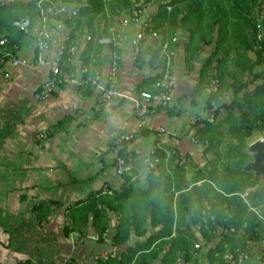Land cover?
<instances>
[{
	"label": "trees",
	"instance_id": "1",
	"mask_svg": "<svg viewBox=\"0 0 264 264\" xmlns=\"http://www.w3.org/2000/svg\"><path fill=\"white\" fill-rule=\"evenodd\" d=\"M38 1L0 3V41L5 39L0 51L15 53L13 46H19L26 32L14 22L28 17L33 23ZM66 1L78 4L76 16L63 20L70 29L65 43L71 45L85 33L91 37L106 34L108 26L115 22L114 17L129 13L135 3L147 5L158 0ZM167 4L170 10L163 4L157 6L147 32L157 31L168 38L180 32L186 34L182 42L185 71H192L194 60L210 48L199 66L191 100L213 80L217 90L205 102L221 99L226 91L230 97L218 105L217 121L202 120L201 127L192 125L198 141H207L203 153L213 154L202 165L177 149L155 145L148 157L156 161L147 172L145 185L126 175L119 188H98L65 208L70 221L62 228L64 237L72 232L86 235L90 223L102 240L109 217L115 216L112 245L136 239L107 264H153L156 260L159 264H175L179 254L190 258L198 239L213 240L217 225L227 231L209 248V261L222 264L224 253L246 249L247 240H258L264 233V178L243 170L252 160L247 139L255 131H264V35L260 40L256 37L254 14L260 5L264 7V0H169ZM103 49L89 40L80 54L82 63L99 65ZM146 55L155 60L157 67L159 52L148 45L138 53L134 64L143 65ZM3 60L6 57L0 52V66ZM66 66L71 68L69 63ZM159 78L156 74L142 79L138 90L154 91ZM69 119L70 116H64L48 127L46 136L61 130ZM246 191L244 200L241 194ZM204 202L211 211H206ZM58 204L44 198L32 204L30 213L39 227ZM196 224L200 225L197 231ZM42 235L40 231L38 241L46 243ZM50 244L56 245L54 238ZM20 264L48 263L26 259ZM64 264L77 261L68 258Z\"/></svg>",
	"mask_w": 264,
	"mask_h": 264
},
{
	"label": "crops",
	"instance_id": "2",
	"mask_svg": "<svg viewBox=\"0 0 264 264\" xmlns=\"http://www.w3.org/2000/svg\"><path fill=\"white\" fill-rule=\"evenodd\" d=\"M35 27L34 23L32 30ZM30 33L28 47L24 49L20 41L16 55L33 57ZM179 36L172 67L171 106L153 108L143 120L139 136L123 146L122 156L131 164L134 178L144 184L147 175L144 160L155 145L177 149L195 163L203 154V146L191 141L195 132L192 120L203 115L207 98L205 89L196 104L191 101L203 56L197 58L196 64L194 60L193 70L187 73L182 44L186 34L180 32ZM118 50L121 58L117 85L123 96L106 103H98L89 88L67 83H61L50 96L35 100L34 92L43 81L44 68L14 69L11 78L0 83V264H20L26 259L51 264L54 258L55 264H63L68 258L89 264L95 255L112 248H116L118 255L136 241L132 238L122 245H112L115 216L108 221L107 236L111 242L92 239L90 236L97 232L90 223L86 235L62 234L63 226L70 221L66 207L98 188L117 189L123 182L115 171L110 138L114 130H128L137 124L128 97L138 92L142 79L156 74L155 60L149 55L138 67L129 44ZM101 63L106 67L105 52ZM64 116H70L64 127L46 136L48 127ZM157 126L165 127L167 134L159 135ZM41 198L59 204L53 206L48 220L39 227L30 208ZM40 231L46 243L53 238L56 241L44 256L40 254ZM208 250L209 247L198 251V264H210ZM246 264L256 262L250 259Z\"/></svg>",
	"mask_w": 264,
	"mask_h": 264
},
{
	"label": "built area",
	"instance_id": "3",
	"mask_svg": "<svg viewBox=\"0 0 264 264\" xmlns=\"http://www.w3.org/2000/svg\"><path fill=\"white\" fill-rule=\"evenodd\" d=\"M12 1L14 0H0V3ZM168 2L169 0H158L147 5L137 2L131 7L129 13L114 17L115 22L108 26L106 34L102 33L98 37H91L90 34L85 33L79 41L67 45L65 41L68 39L70 29L64 24L63 20L76 16L78 4L69 3L66 0H39L37 3L38 13L33 23L28 17L14 22V25L24 32L29 33L32 31L33 57L16 55L19 49L17 45L13 46L15 53L10 50L0 51L6 57V60L1 61L0 83L9 80L14 69L20 67L44 68L46 71L45 76L34 92L35 100H42L50 96L61 83H67L76 88H89L95 93L98 103H106L123 96L117 85L121 58L117 50L123 44H129L133 51V60L136 59L138 53L146 45L153 50H157L159 61L155 73L160 78L154 84L155 90H138L133 96L128 97L137 124L128 130H114L110 138V151L114 154L117 175L121 177L127 175L133 180L132 166L120 154L121 148L139 136L142 122L153 108L165 109L171 106L173 102L172 67L181 38L179 34L168 38L157 31L147 32L157 6L163 4L166 5L167 10H170ZM254 14L256 16V37L260 40L264 35V7L260 5L255 9ZM34 23L36 27L32 30ZM89 40L95 41L104 47L102 54L105 52L107 56L106 67H103L102 63L97 66L82 63L80 54ZM4 42L5 39H2L0 44ZM67 63L71 65V68L66 66ZM216 90L217 82L213 80L207 88V98L210 93ZM218 103V100L213 98H210L209 102H205L203 115L195 117L192 124L201 127L202 120L215 122L217 120ZM156 131L159 135L167 134V130L163 126H157ZM191 141L202 146L207 144V141L199 142L194 132L191 134ZM152 151L153 148L150 152ZM184 160L185 158H182V162ZM155 161H152L147 155L144 160L147 172L154 166ZM217 191L221 192L220 190ZM246 195L247 191L241 194V197L245 200ZM204 205L206 211H211L207 202H204ZM199 228L200 225L196 224L195 231ZM226 231L224 227L217 225L213 240L198 239L194 242L190 258L185 259L182 254H179L175 258V264H198L196 261L198 251L202 248L214 247L222 233ZM230 231L233 232L234 228L231 227ZM90 237L96 241L99 240L97 233ZM101 238L103 241L111 242L107 236V230L103 232ZM117 252L116 248H112L110 251L95 255L93 262L89 264H107L108 260L116 256ZM250 259H253L256 264H264V233L258 240H247L246 249L224 253L222 264H246ZM77 264L86 263L78 261Z\"/></svg>",
	"mask_w": 264,
	"mask_h": 264
},
{
	"label": "water",
	"instance_id": "4",
	"mask_svg": "<svg viewBox=\"0 0 264 264\" xmlns=\"http://www.w3.org/2000/svg\"><path fill=\"white\" fill-rule=\"evenodd\" d=\"M247 151L252 160L243 167V170L253 172L255 177L264 176V136L249 144Z\"/></svg>",
	"mask_w": 264,
	"mask_h": 264
},
{
	"label": "rangeland",
	"instance_id": "5",
	"mask_svg": "<svg viewBox=\"0 0 264 264\" xmlns=\"http://www.w3.org/2000/svg\"><path fill=\"white\" fill-rule=\"evenodd\" d=\"M30 40H31V33L29 32V33H26V35L24 36V38L23 39H21V43H22V46H23V48L24 49H26L27 47H28V44L30 43ZM209 47H207L202 53H201V55L203 56V58H204V55H206L208 52H209ZM204 53V54H203ZM201 55H200V57H201ZM202 58V59H203ZM197 60H199V59H196V61H195V64H196V62H197ZM187 72V71H186ZM187 73H189V72H187ZM206 90H207V88H206ZM205 91V90H204ZM204 91L200 94V95H198V96H196L195 97V99L192 101V104H196L198 101H197V99L204 93ZM230 97V92L228 91H226L224 94H223V96H222V98L221 99H219L218 100V104H220V103H222V102H224L225 100H228V98ZM173 110V109H172ZM219 119V115L217 114V120ZM216 120V121H217ZM192 128H195V127H193V126H191ZM191 128V129H192ZM262 136H264V131H255L254 133H253V135L249 138V139H247V141H246V145L248 146L249 144H251L252 142H254L255 140H257L258 138H260V137H262ZM183 156H184V154H183ZM205 156V157H204ZM212 156H213V154H211V153H207V154H202V158H201V160L199 161V162H196L195 164H197V165H202L205 161H207V160H209L210 158H212ZM263 178H264V176H262L261 177V179L263 180ZM142 185H145L144 183H141ZM39 238H41L40 237V235L38 236V239ZM35 253V252H34Z\"/></svg>",
	"mask_w": 264,
	"mask_h": 264
},
{
	"label": "flooded vegetation",
	"instance_id": "6",
	"mask_svg": "<svg viewBox=\"0 0 264 264\" xmlns=\"http://www.w3.org/2000/svg\"><path fill=\"white\" fill-rule=\"evenodd\" d=\"M54 246L51 245L50 243H42V246L40 247V254L44 253L45 251H49L51 250V248H53ZM42 255V254H41ZM44 256V254L42 255ZM48 263V262H47ZM56 263V259L54 258L51 262V264H55Z\"/></svg>",
	"mask_w": 264,
	"mask_h": 264
}]
</instances>
